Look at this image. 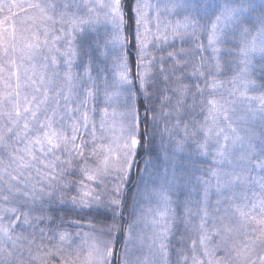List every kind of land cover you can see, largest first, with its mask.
I'll return each instance as SVG.
<instances>
[{
  "label": "snow or ice",
  "instance_id": "1",
  "mask_svg": "<svg viewBox=\"0 0 264 264\" xmlns=\"http://www.w3.org/2000/svg\"><path fill=\"white\" fill-rule=\"evenodd\" d=\"M0 264H264V0H0Z\"/></svg>",
  "mask_w": 264,
  "mask_h": 264
},
{
  "label": "rangeland",
  "instance_id": "2",
  "mask_svg": "<svg viewBox=\"0 0 264 264\" xmlns=\"http://www.w3.org/2000/svg\"><path fill=\"white\" fill-rule=\"evenodd\" d=\"M155 204V201L152 202V204H147L146 207H153ZM145 232H150L151 231V228H147V229H144Z\"/></svg>",
  "mask_w": 264,
  "mask_h": 264
},
{
  "label": "trees",
  "instance_id": "3",
  "mask_svg": "<svg viewBox=\"0 0 264 264\" xmlns=\"http://www.w3.org/2000/svg\"><path fill=\"white\" fill-rule=\"evenodd\" d=\"M141 167H142V163H141Z\"/></svg>",
  "mask_w": 264,
  "mask_h": 264
}]
</instances>
